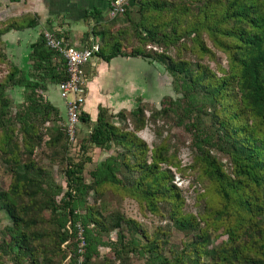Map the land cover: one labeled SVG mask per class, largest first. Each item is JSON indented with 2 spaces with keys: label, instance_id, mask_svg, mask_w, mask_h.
I'll return each mask as SVG.
<instances>
[{
  "label": "trees",
  "instance_id": "obj_1",
  "mask_svg": "<svg viewBox=\"0 0 264 264\" xmlns=\"http://www.w3.org/2000/svg\"><path fill=\"white\" fill-rule=\"evenodd\" d=\"M102 14L98 8L91 13L96 56L161 64L179 96H163L159 108L141 97L131 110L112 112L99 104L95 119L83 110L78 125L87 132L80 147L113 150L88 179L91 157L70 155L78 139L70 140L60 124L62 110L45 95L68 78L65 58L47 45L43 32L30 45L28 70L0 48V66L9 65L0 78V163L11 175L7 188L0 182V223L9 221L0 228V264H64L68 257L65 264H94L100 247L112 251L101 264H264V0H129L124 13L107 20ZM121 16L125 22L117 25ZM35 24L25 18L0 23V45L11 29ZM216 51L227 65L217 62L214 69L204 59L216 60ZM10 90L20 92V102ZM159 121L189 135V169L204 187L197 214L184 209L185 197L173 183L169 166L181 173L185 168L167 137L158 134L160 143L151 148L138 134ZM43 144L65 186L35 158ZM109 193L135 198L188 240L168 248L169 228L149 232L118 205L108 208ZM220 229L226 240L211 246L212 232Z\"/></svg>",
  "mask_w": 264,
  "mask_h": 264
},
{
  "label": "rangeland",
  "instance_id": "obj_2",
  "mask_svg": "<svg viewBox=\"0 0 264 264\" xmlns=\"http://www.w3.org/2000/svg\"><path fill=\"white\" fill-rule=\"evenodd\" d=\"M10 2V0H0V23L11 20L8 17L9 12L11 11L9 5L12 4ZM124 22L125 17L121 16L119 17L116 24L121 25ZM206 42L208 46L213 48L211 41L207 37ZM0 48L7 54V56H9L7 53L8 49L4 41L1 43ZM170 53L174 55L175 50L171 49ZM216 53V60H211L210 58L205 57L204 62L209 63L214 69L217 68V62H220L223 66H226L227 59L225 54L221 51H216ZM186 57L195 59V56L191 51H186ZM130 60L132 61H115L116 63H113V67H110L113 69V71H111L112 74L117 73L118 71L116 68L119 67L121 73L125 74V76H113L114 74L112 75L109 73V71H100L99 79H101V81H99V84H104L105 88L102 90V93H104L107 101L112 103L114 106L111 108L112 112H118L121 109H133L137 105V100L139 97L143 98V101L151 105V107L159 108L160 101L163 96L171 95L174 98L179 96V94L176 93L172 87L171 76L161 64H152L142 58H133ZM8 66L9 65L7 64L0 66V78L5 76ZM94 74L95 70L92 69V78L94 77ZM9 95L14 99L15 102H20L22 99L20 92L17 90H10ZM51 99L58 102L59 100L61 102L65 101L57 91L54 93V98ZM62 113L64 119L66 120L67 110L62 108ZM149 114L150 111H147V115ZM65 120H63V122H65ZM114 121L116 123H123V121L119 118H115ZM60 124L63 125L62 122ZM77 129L78 143L72 145L70 149V155L76 160L91 157L92 160L86 164L85 171L86 177L89 179V171L95 168L96 165H98L102 160L110 155L113 150L100 149L95 146H90L87 150H84L82 147H80V143L82 142L83 136L86 134L87 129L85 127H81V125H78ZM138 134L148 143L151 148H153L155 144L160 143V137L158 134H161V137H167V140L171 144V152L176 155V158L180 162L182 168H185L183 170L184 172L181 173L176 170V167L169 166L174 176L173 183L179 186V188L182 190L183 196L185 197L184 209L187 212H191L193 214L199 213L202 208L203 200H198L197 194L199 191L203 192L204 187L202 184H200V182H198V180H196L195 173L189 169V166L193 163V152L189 145L190 139L188 133H186L182 128L173 125L172 123H164L163 121H159L158 124L148 122L147 126L139 131ZM35 158L38 162L49 166L57 182L65 186V176L60 171L59 166L57 164L52 165L49 162V149L46 145L43 144L41 147L37 148ZM221 158L224 162L226 161L225 158ZM10 181L11 175L4 171V167L2 163H0V182L5 188H7L10 184ZM89 200L90 202H93L92 197H90ZM104 200L105 205H107L108 208H113L118 205L128 217L134 218L141 222L149 232H153L160 227L169 228L170 236L169 244L167 245L168 248L170 247L174 250L178 246H182V244L188 240V236L173 229L166 218L151 213L135 198L124 196L121 199L118 196L109 193ZM8 222V219H4L3 222L0 223V228L3 224ZM221 231L222 229H220L217 233L212 232L211 246H219L223 240H226L227 236L221 234ZM110 236L111 239H114L116 238V233L113 231ZM79 239V251L84 252L85 244L83 242L81 232L79 234ZM68 258L64 261V264ZM107 258L112 259V251L109 247H100L99 258L95 259L96 261L94 264H101V262ZM80 260H83V257H81ZM5 264L13 263L6 262ZM116 264H119V262H116ZM133 264H145V262L143 259H134Z\"/></svg>",
  "mask_w": 264,
  "mask_h": 264
},
{
  "label": "crops",
  "instance_id": "obj_3",
  "mask_svg": "<svg viewBox=\"0 0 264 264\" xmlns=\"http://www.w3.org/2000/svg\"><path fill=\"white\" fill-rule=\"evenodd\" d=\"M9 19L21 22L25 20H36V24L31 27L14 28L4 34L3 41L7 47L9 59L18 66L29 69L30 45L38 40L39 36L45 30L63 34L74 46H84L87 42L86 33L92 34V26L96 22L92 18V11L96 8L102 9V19L109 18L110 0H10ZM90 14V17L88 15ZM98 41V38L96 39ZM121 59V60H119ZM132 57H116L110 62H105L100 58L91 59L85 66L86 72L90 75L87 84V95L83 106V110L95 119L99 104H103L113 108L102 93L104 84H99L100 71H113L110 67L115 61H132ZM113 67V66H112ZM92 69L95 70L92 78ZM117 73H111L113 76H125L121 73L119 67L116 68ZM129 75V74H128ZM126 75V76H128ZM103 82V81H102ZM55 91L60 94L59 85H50L45 92L46 97L50 99L61 110H67L66 101H53Z\"/></svg>",
  "mask_w": 264,
  "mask_h": 264
},
{
  "label": "built area",
  "instance_id": "obj_4",
  "mask_svg": "<svg viewBox=\"0 0 264 264\" xmlns=\"http://www.w3.org/2000/svg\"><path fill=\"white\" fill-rule=\"evenodd\" d=\"M128 5L129 0H110L109 17L114 18L124 13ZM43 34L47 45L58 51L66 61L68 78L59 84L60 96L67 104V119L62 126L68 133L70 140L76 143L77 126L86 100L87 84L90 78L85 66L91 59H98L96 53L99 44L94 35L88 36L84 46H74L66 38L59 37L55 32L45 30Z\"/></svg>",
  "mask_w": 264,
  "mask_h": 264
}]
</instances>
